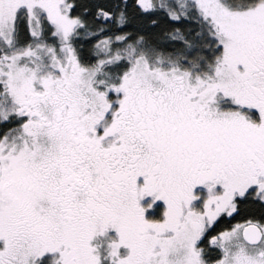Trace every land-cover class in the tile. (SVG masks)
Instances as JSON below:
<instances>
[{"label":"snow or ice","instance_id":"obj_1","mask_svg":"<svg viewBox=\"0 0 264 264\" xmlns=\"http://www.w3.org/2000/svg\"><path fill=\"white\" fill-rule=\"evenodd\" d=\"M0 264H264V0H0Z\"/></svg>","mask_w":264,"mask_h":264}]
</instances>
